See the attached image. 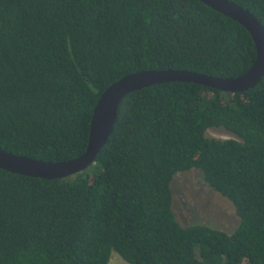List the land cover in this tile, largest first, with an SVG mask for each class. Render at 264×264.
I'll list each match as a JSON object with an SVG mask.
<instances>
[{
	"label": "trees",
	"instance_id": "trees-1",
	"mask_svg": "<svg viewBox=\"0 0 264 264\" xmlns=\"http://www.w3.org/2000/svg\"><path fill=\"white\" fill-rule=\"evenodd\" d=\"M231 1L264 26V0ZM255 53L245 27L199 0H0V146L71 159L101 92L124 75L236 77ZM192 168L233 204L232 232L177 221L171 183ZM112 250L129 264H264V75L236 93L177 81L130 92L76 174L0 169V264H107Z\"/></svg>",
	"mask_w": 264,
	"mask_h": 264
},
{
	"label": "water",
	"instance_id": "water-1",
	"mask_svg": "<svg viewBox=\"0 0 264 264\" xmlns=\"http://www.w3.org/2000/svg\"><path fill=\"white\" fill-rule=\"evenodd\" d=\"M247 29L255 45V59L236 77H220L186 69H145L124 75L107 86L93 108L85 150L68 160H42L8 152L0 146V169L45 179L64 178L94 163L107 142L123 97L130 92L163 82H190L224 92L236 93L254 87L264 75V26L248 9L231 0H199Z\"/></svg>",
	"mask_w": 264,
	"mask_h": 264
},
{
	"label": "rangeland",
	"instance_id": "rangeland-1",
	"mask_svg": "<svg viewBox=\"0 0 264 264\" xmlns=\"http://www.w3.org/2000/svg\"><path fill=\"white\" fill-rule=\"evenodd\" d=\"M206 136L220 139L238 137L223 127H210ZM172 207L177 221L185 226L193 223L209 225L232 232L239 223L233 204L214 191L204 180L199 169L177 172L171 183ZM107 264H129L113 251Z\"/></svg>",
	"mask_w": 264,
	"mask_h": 264
}]
</instances>
